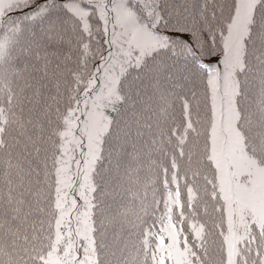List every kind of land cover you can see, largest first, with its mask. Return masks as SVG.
<instances>
[{
  "label": "snow or ice",
  "instance_id": "obj_1",
  "mask_svg": "<svg viewBox=\"0 0 264 264\" xmlns=\"http://www.w3.org/2000/svg\"><path fill=\"white\" fill-rule=\"evenodd\" d=\"M0 264H264V0H0Z\"/></svg>",
  "mask_w": 264,
  "mask_h": 264
},
{
  "label": "trees",
  "instance_id": "obj_2",
  "mask_svg": "<svg viewBox=\"0 0 264 264\" xmlns=\"http://www.w3.org/2000/svg\"><path fill=\"white\" fill-rule=\"evenodd\" d=\"M55 62V61H54ZM112 231H119V226L118 225H116V226H112L111 228H110V234H111V232Z\"/></svg>",
  "mask_w": 264,
  "mask_h": 264
}]
</instances>
